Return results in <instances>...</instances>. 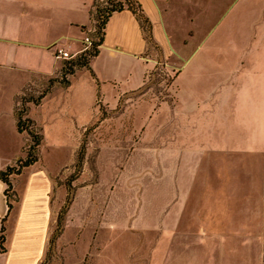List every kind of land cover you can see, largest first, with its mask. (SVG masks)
Wrapping results in <instances>:
<instances>
[{
	"label": "rangeland",
	"instance_id": "rangeland-1",
	"mask_svg": "<svg viewBox=\"0 0 264 264\" xmlns=\"http://www.w3.org/2000/svg\"><path fill=\"white\" fill-rule=\"evenodd\" d=\"M218 2L188 45L204 40L191 58L157 52L151 69L145 56L137 90L142 65L111 69L101 54L89 65L98 85L80 69L40 106L23 103L41 137L33 171L43 172L42 189L53 179L54 205L62 198L42 264H155L172 254L194 264H264V0ZM98 6L106 0H93L95 21ZM82 30L79 50L67 51L73 60L97 39L95 25ZM54 58L36 49L23 64L54 75ZM51 78L60 74L31 72L17 108ZM22 139L24 160L31 139ZM68 184L71 203L58 225ZM32 244H10V264H37Z\"/></svg>",
	"mask_w": 264,
	"mask_h": 264
},
{
	"label": "crops",
	"instance_id": "crops-1",
	"mask_svg": "<svg viewBox=\"0 0 264 264\" xmlns=\"http://www.w3.org/2000/svg\"><path fill=\"white\" fill-rule=\"evenodd\" d=\"M218 1L136 0L150 22L154 47L146 40L136 16L124 8L108 18L98 56L103 54L112 64L111 69L112 67L120 69L121 63L123 65L130 62L140 63L141 77L134 87L137 90L143 83L146 65L149 64L148 67L151 69L155 66L153 58L157 52L168 59L173 56L191 58L196 46L202 44L204 40H199L190 49L188 45L193 44V36L199 33V29L206 27L209 19H213L215 10H219ZM93 9V0H0V172L12 166L19 158L16 144L26 137L25 133L19 134L17 131L15 111L19 95L30 81L31 72L45 77H54L61 73L63 63L60 59L54 58L49 47L57 45L70 53L77 52L84 37L82 28H87L90 32L95 25ZM225 13L226 8L221 14ZM36 49L47 50L54 60L60 61L56 74H42L23 64L28 62L29 56ZM145 56L150 59L148 64L143 63L142 58ZM78 71L71 77H75ZM128 76H131L130 73ZM15 78L16 80L22 78L23 83L18 89L15 86L12 90ZM71 81H68L70 85ZM52 91L53 89L46 96ZM35 168L34 162L22 169L20 175L13 174L9 177L12 184V195L9 199L12 209L9 211L4 195L6 185L0 180V225L5 218L6 238L4 242L6 252L0 254V264H10L12 258L10 244L15 246V242L23 251H26L27 242H32V245H35L34 259L37 264H42L50 247L55 212L60 208L62 198L58 200V206L54 205L53 179L48 188L42 189L41 185H44L45 181L41 176L44 174L39 169L34 172ZM27 171H33L36 175L30 173L32 177H29V174L21 183ZM60 191L64 194L63 190ZM208 253L215 254L211 251ZM23 258L28 260L30 257L23 255L21 259ZM186 258L172 254L171 258L161 259L155 264H194ZM209 262L205 261L204 264H210Z\"/></svg>",
	"mask_w": 264,
	"mask_h": 264
},
{
	"label": "trees",
	"instance_id": "trees-1",
	"mask_svg": "<svg viewBox=\"0 0 264 264\" xmlns=\"http://www.w3.org/2000/svg\"><path fill=\"white\" fill-rule=\"evenodd\" d=\"M107 7H96V21H95V37L97 38L96 41H90L87 39L88 44L91 46V49L87 50L84 49L75 60H65L63 61L62 67H61V73H60V79H53L51 78L48 80V84L44 91L35 98H30L28 101L20 102V107L16 108L15 115L17 119V131L20 133L25 132L31 139V144H28L27 150H26V158L24 160H16L14 166L7 167L6 170L3 172H0V180L6 185V189L4 192V195L7 198V205H8V211L12 209V205L9 202V199H11L12 195V184L10 182L9 177L13 174L20 175L22 169L31 166L34 162L38 161V157L36 156V152L38 149V146L41 143V137L33 132L31 129V125H33V121L27 117V113L29 112V107L25 106L23 103H31L34 106L38 107L42 101V99L49 93L51 90V87L58 83L62 87L68 86V79L67 76H73L76 71L80 69H86V71L89 72L91 77L95 79L96 84L98 85V80L96 79L95 75L92 73V71L89 68L90 62L93 58L98 56L100 46L103 43L104 40V33H105V26L108 21V18L111 17V15L115 12L122 11L124 8L130 10L136 17V20L139 22L140 26L142 27L144 31V35L146 40L149 44L154 47V44L151 39V25L147 17L143 14L141 8L137 4L136 0H106ZM83 29V28H82ZM156 48V47H155ZM99 95V94H98ZM99 98V96H98ZM104 118V113L101 115V119ZM83 146L79 147L78 154H77V162L76 166L79 167L82 160H83ZM67 196L65 198L64 205L62 209L59 212L58 215V225L63 217V214L65 213V210L68 209L71 201H70V194H71V186L70 184L67 185ZM5 218L2 219L1 225H0V254H3L6 252L4 247V242L6 241L5 238ZM58 231V230H57ZM56 231V232H57ZM52 243V241H51Z\"/></svg>",
	"mask_w": 264,
	"mask_h": 264
},
{
	"label": "built area",
	"instance_id": "built-area-1",
	"mask_svg": "<svg viewBox=\"0 0 264 264\" xmlns=\"http://www.w3.org/2000/svg\"><path fill=\"white\" fill-rule=\"evenodd\" d=\"M56 48L54 51H53V55L56 59H60V60H73V57L72 55L69 54V52L67 51H63V49L59 48V47H54ZM58 48V49H57Z\"/></svg>",
	"mask_w": 264,
	"mask_h": 264
}]
</instances>
